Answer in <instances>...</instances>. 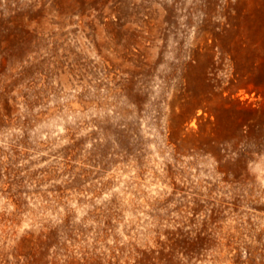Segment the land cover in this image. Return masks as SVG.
Instances as JSON below:
<instances>
[{
    "label": "rangeland",
    "instance_id": "374dc122",
    "mask_svg": "<svg viewBox=\"0 0 264 264\" xmlns=\"http://www.w3.org/2000/svg\"><path fill=\"white\" fill-rule=\"evenodd\" d=\"M0 264H264V0H0Z\"/></svg>",
    "mask_w": 264,
    "mask_h": 264
}]
</instances>
